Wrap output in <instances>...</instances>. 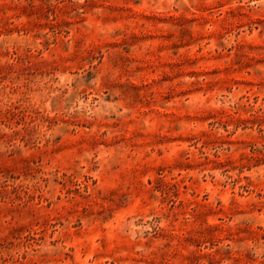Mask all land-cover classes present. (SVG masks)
<instances>
[{
  "label": "rangeland",
  "instance_id": "obj_1",
  "mask_svg": "<svg viewBox=\"0 0 264 264\" xmlns=\"http://www.w3.org/2000/svg\"><path fill=\"white\" fill-rule=\"evenodd\" d=\"M0 264H264V0H0Z\"/></svg>",
  "mask_w": 264,
  "mask_h": 264
}]
</instances>
